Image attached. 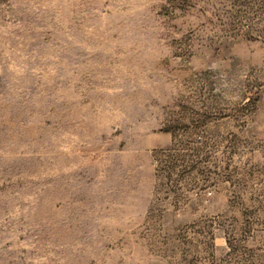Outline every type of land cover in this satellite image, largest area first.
Here are the masks:
<instances>
[{"label":"rangeland","instance_id":"1","mask_svg":"<svg viewBox=\"0 0 264 264\" xmlns=\"http://www.w3.org/2000/svg\"><path fill=\"white\" fill-rule=\"evenodd\" d=\"M0 264H264V0H0Z\"/></svg>","mask_w":264,"mask_h":264}]
</instances>
